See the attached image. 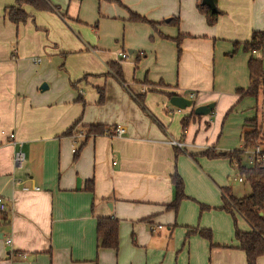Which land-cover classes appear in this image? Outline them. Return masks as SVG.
<instances>
[{"label":"crops","instance_id":"obj_1","mask_svg":"<svg viewBox=\"0 0 264 264\" xmlns=\"http://www.w3.org/2000/svg\"><path fill=\"white\" fill-rule=\"evenodd\" d=\"M49 2L56 11L22 5L27 18L14 24L4 9L15 0H0V197L6 206L0 212V264H118V247L97 248L96 219L117 220L118 232L130 231L136 246L147 248L160 237L152 231L164 229L158 214L171 216L166 206L174 172L193 195L184 169L200 175L193 159L218 183L213 205L221 206L222 188L239 198L212 169L217 163L226 179L234 171L233 180L244 183L234 161L202 153L239 149L244 123L263 124L257 112L264 91L239 100L236 91L249 86L250 56L264 68V36L252 53L234 43L248 41L253 31L264 33V0H215L213 25L197 9L201 0ZM129 13L164 23L153 29L130 21ZM172 17L177 26L168 23ZM125 50L131 55L123 61ZM109 62L121 65L124 84L107 73ZM167 93L214 107L195 115L194 106H172ZM139 94L145 108L133 98ZM183 117H189L184 129ZM117 126L124 134L111 136ZM89 127L102 133L87 134ZM79 130L86 136L75 144L72 135ZM10 132L24 153L20 167L13 162L18 145ZM172 224L166 223L168 236ZM239 229L249 227L245 222ZM222 246L236 248L237 242Z\"/></svg>","mask_w":264,"mask_h":264},{"label":"trees","instance_id":"obj_2","mask_svg":"<svg viewBox=\"0 0 264 264\" xmlns=\"http://www.w3.org/2000/svg\"><path fill=\"white\" fill-rule=\"evenodd\" d=\"M22 5L31 6L35 10L51 11L57 10L56 7L51 5L49 0H15V5L6 7L4 9V16L12 23L17 24L24 22L27 18V13L23 10ZM197 9L200 13L205 16L206 23L213 25L219 15V12H211L208 7L198 3ZM129 20L132 22L146 23L151 28L155 29L162 22H151L142 16L135 13H129ZM168 23L175 26L178 25V19L172 17L168 20ZM165 38L163 35H161ZM264 33L260 31H253L250 39L242 44L234 43V49L239 46L244 51L254 52L262 48ZM177 47V53L180 54V41L181 36L178 35L174 40ZM139 57L136 58V61ZM248 73H249V86L246 89H238L236 94L238 100L245 97L256 98L260 90L264 91V68L261 60L258 57L250 56L247 62ZM107 72L113 76L121 84H124L122 78L121 65L116 62L108 63ZM174 93H167V97L175 96ZM100 97L102 94L100 92ZM138 105L141 108H145L143 104L142 94L133 95ZM189 121V117H183L181 119L182 129H184ZM102 133L100 127H89L87 134H99ZM261 134V126L257 124L256 119L247 120L241 131L240 139L242 145L239 149L231 151H219L214 149H207L203 151L202 155L209 158H226L230 162L235 163L237 174L247 183L250 187V193L243 197H234L228 189L222 188L221 191V206L219 209L228 212L234 221V239L237 242V247L244 253L247 264H256L257 259L260 256H264V161L256 162L253 165H247L244 162L243 151L245 149L253 148L256 146L255 140ZM89 136V135H88ZM83 143V142H82ZM213 148V147H212ZM264 152V148H262ZM171 183L174 189V195L172 201L166 206L167 209L176 212L179 202L185 198L184 185L180 176L174 172L171 175ZM89 187L91 189V182L89 181ZM202 209L205 206L201 207ZM239 215L248 225V230H240L237 227L235 215ZM96 245L97 248H109L117 249L118 247V222L117 220L109 217H98L96 219ZM198 233L203 238L211 240V232L209 230H198L197 228L191 227L187 229L186 234Z\"/></svg>","mask_w":264,"mask_h":264},{"label":"rangeland","instance_id":"obj_3","mask_svg":"<svg viewBox=\"0 0 264 264\" xmlns=\"http://www.w3.org/2000/svg\"><path fill=\"white\" fill-rule=\"evenodd\" d=\"M122 52L127 53L126 50ZM127 54L128 57L131 55ZM177 56H179L178 53ZM142 58L140 57V59ZM143 89L145 88L143 87ZM258 97L260 98L261 94ZM260 104L257 116L258 119L263 120V124L261 125V134L255 140V144L264 148V98ZM230 112L227 113V116ZM227 121L226 118L222 119V124L224 122L226 124ZM219 132L220 130L218 134ZM192 163L194 168L201 169L198 176L188 173L186 171L187 166L184 168L187 175V178L185 177L187 190L193 195L189 196L185 193L184 185V194L188 197L185 195L186 197L180 200L176 212L167 210L166 212L171 213V216H166L164 213L158 214V220L163 223L164 229L152 231L154 237L158 234L160 237L151 241L147 248L143 245L137 247L134 237L129 234L130 231L126 230L124 233L119 231L118 264H247L245 258L238 254L239 250L234 247L222 246L235 244L233 218L228 212L220 210L212 204L218 199V183L210 177L208 171L200 166L199 161L193 159ZM212 169L220 174V178H225V184L230 185L232 191L238 196L243 197L250 193V187L247 183H239L233 180L234 171L229 174L231 178L226 179V175L221 171L219 164L215 163ZM189 170L193 169L190 168ZM202 206L205 208L202 209ZM235 219L237 227L242 228L245 225L244 220L239 215L236 214ZM167 222L173 223L172 225L175 224L170 236L165 232ZM185 226L194 227L198 230H209L211 240L203 238L198 233L187 235ZM151 228L147 226V231L150 232ZM256 264H264V256H260Z\"/></svg>","mask_w":264,"mask_h":264},{"label":"built area","instance_id":"obj_4","mask_svg":"<svg viewBox=\"0 0 264 264\" xmlns=\"http://www.w3.org/2000/svg\"><path fill=\"white\" fill-rule=\"evenodd\" d=\"M120 57L124 59V58L127 57V54L122 52V53H120ZM35 60L39 61L40 59L36 58ZM142 90H144V89H142ZM124 132L125 131H124L123 127L117 126L114 129V131L112 132L111 136L120 137V136H122L124 134ZM8 136H9V139L12 141L13 145H18V149H16L14 151V153H13V162H14L15 165H17V167H20L22 162H23V160H24V153L20 149V143H17V141H15L14 132H10ZM85 136H86V131H83V130L76 131L72 135L73 143L76 144L78 142L77 141L78 138L83 139ZM169 143L172 144V145H175L177 147H182L183 146L182 143H179V142H177V141H175L173 139H170ZM76 150H77V146L74 145L73 148H72V152L76 153ZM243 158H244V162L247 165H253L256 162L264 161V152H263L262 148H260L258 145H256L253 148L245 149L243 151ZM238 180L239 181H243L240 177H238ZM5 209H6V206H5V204L3 203V201H2V199L0 197V212H3ZM5 241H6L7 244L11 243L10 238H7ZM22 256L25 257L24 254H22Z\"/></svg>","mask_w":264,"mask_h":264},{"label":"water","instance_id":"obj_5","mask_svg":"<svg viewBox=\"0 0 264 264\" xmlns=\"http://www.w3.org/2000/svg\"><path fill=\"white\" fill-rule=\"evenodd\" d=\"M214 1L215 0H201V4L208 7L211 12H216V6H215ZM43 87L46 88V85L41 86L42 89ZM169 103L178 109H185V108L194 106L192 99L186 98L184 96H176V95L169 98ZM213 107H214L213 102H210L204 105L194 106L193 113L199 116L207 115L212 110ZM1 237H2V234L0 232V238Z\"/></svg>","mask_w":264,"mask_h":264}]
</instances>
